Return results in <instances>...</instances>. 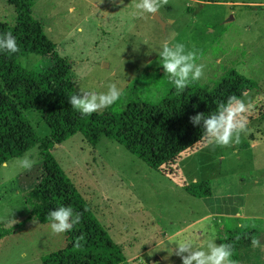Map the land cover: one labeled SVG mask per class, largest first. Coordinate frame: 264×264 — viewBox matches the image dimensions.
Masks as SVG:
<instances>
[{"label": "rangeland", "instance_id": "1", "mask_svg": "<svg viewBox=\"0 0 264 264\" xmlns=\"http://www.w3.org/2000/svg\"><path fill=\"white\" fill-rule=\"evenodd\" d=\"M137 3L34 0L32 17L68 61L74 94L80 88L105 92L116 83L123 95L96 114L123 111L132 101L155 104L173 88L158 52L165 42L183 43L206 65L198 84L212 87L231 71L257 83L243 98L252 101L245 116L253 131L238 145L208 141L194 148L172 175L150 169L103 136L92 147L77 133L51 154L122 247L123 264H182L175 241L204 245L210 237L221 244L232 226L256 232L261 245L243 247L236 264H264V0H169L158 13L165 26L140 12ZM15 18L13 7L0 0V23L12 25ZM18 63L35 73L53 65L36 55L21 56ZM24 114L39 137L49 134L41 115ZM27 153L35 161L30 170L18 163L24 155L0 167V234L9 231L0 238V264H43L65 247V233L55 234L52 222L40 224L29 216L24 197L41 177L42 162L37 148ZM179 180L208 182L211 197L190 196Z\"/></svg>", "mask_w": 264, "mask_h": 264}, {"label": "trees", "instance_id": "2", "mask_svg": "<svg viewBox=\"0 0 264 264\" xmlns=\"http://www.w3.org/2000/svg\"><path fill=\"white\" fill-rule=\"evenodd\" d=\"M5 1L15 10L16 18L12 25L0 23V34L11 32L20 51L15 54L0 51V167L37 148L42 174L24 197L30 218H36L40 224L50 223L49 212L61 206L71 207L81 214L80 223L65 233L64 249L46 256L43 264H123L122 247L113 242L59 167L52 149L77 133L92 147L103 136L123 146L150 169L172 175L173 167L182 157L209 141L203 135L202 125H193L189 118L198 112L205 115L215 112L230 96L243 99L242 93L248 94L258 85L231 71L212 87L195 81L181 93L173 84L169 93L155 104L132 101L120 112L85 116L69 103L70 95L74 94L69 63L59 56L55 43L32 17L34 0ZM24 55L49 57L53 65L41 73L26 70L18 63ZM25 112L41 115L49 134L39 137L24 116ZM177 182L194 198L211 196L208 182L190 185L182 180ZM6 233L9 231L1 233L0 238ZM81 236L83 239L77 247L76 241ZM253 236L257 237L256 232L246 233L239 226H232L220 238L221 243L233 246L232 259L237 262L238 252L252 246Z\"/></svg>", "mask_w": 264, "mask_h": 264}, {"label": "clouds", "instance_id": "3", "mask_svg": "<svg viewBox=\"0 0 264 264\" xmlns=\"http://www.w3.org/2000/svg\"><path fill=\"white\" fill-rule=\"evenodd\" d=\"M168 4L169 0H139L135 7L142 13L156 15L163 6ZM145 44L147 43L145 42ZM0 51L13 54L20 51L17 39L11 32L0 34ZM158 54L160 64L178 92H184L190 83L199 81L205 76L206 65L197 63V52L188 50L183 43L170 45L165 42ZM122 95L123 90L116 83H111L105 92L80 88L78 93L70 95L69 103L82 115L87 116L112 106ZM242 96L247 97L248 94L245 92L242 93ZM251 107L250 99L230 96L226 103L218 105L215 112L208 115L198 112L189 119L195 126L202 125L203 135L208 137L210 143L221 147H230L240 144L242 135L247 136L253 131L248 127L245 116ZM18 163L22 168L30 170L35 161L26 153L18 160ZM48 219L52 221V232L62 234L72 230L74 225L80 223L81 214L74 212L71 207L61 206L51 210ZM33 222H36V218H33ZM82 239L83 236L76 241L75 246L79 247ZM174 243L177 246L174 254L180 257L182 264H236V261L232 259L233 246L231 244H217L216 240L210 237L207 238L204 245L192 240H177ZM251 244L254 248L261 246L260 240L254 236L251 239ZM149 255L152 253L149 252Z\"/></svg>", "mask_w": 264, "mask_h": 264}, {"label": "water", "instance_id": "4", "mask_svg": "<svg viewBox=\"0 0 264 264\" xmlns=\"http://www.w3.org/2000/svg\"><path fill=\"white\" fill-rule=\"evenodd\" d=\"M152 18H154L160 24V26H165V23L161 20L158 14L153 15Z\"/></svg>", "mask_w": 264, "mask_h": 264}, {"label": "crops", "instance_id": "5", "mask_svg": "<svg viewBox=\"0 0 264 264\" xmlns=\"http://www.w3.org/2000/svg\"><path fill=\"white\" fill-rule=\"evenodd\" d=\"M166 25V24H165ZM211 197V196H210ZM209 198V197H208ZM205 199H207V198H205Z\"/></svg>", "mask_w": 264, "mask_h": 264}]
</instances>
